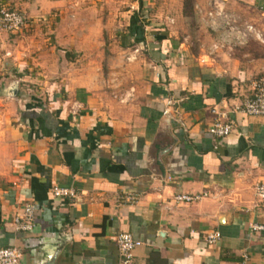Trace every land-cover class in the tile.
<instances>
[{
	"label": "crops",
	"instance_id": "crops-1",
	"mask_svg": "<svg viewBox=\"0 0 264 264\" xmlns=\"http://www.w3.org/2000/svg\"><path fill=\"white\" fill-rule=\"evenodd\" d=\"M209 2L32 0L76 27L58 31L63 45H0V248H19L20 264H118L122 232L141 241L133 264H264V230L247 229L264 225V117L234 110L264 58L209 53L196 11ZM255 2L226 4L264 30ZM222 116L232 131L213 137ZM26 202L34 228L15 232Z\"/></svg>",
	"mask_w": 264,
	"mask_h": 264
},
{
	"label": "built area",
	"instance_id": "built-area-1",
	"mask_svg": "<svg viewBox=\"0 0 264 264\" xmlns=\"http://www.w3.org/2000/svg\"><path fill=\"white\" fill-rule=\"evenodd\" d=\"M256 1V2H255ZM227 0H210L206 10L197 8L203 25L214 34L212 44L209 46V53L218 51H231L235 46H242L248 41L264 45V30L250 21H242L229 10ZM257 9L264 14V2L254 0ZM27 24V17L17 9H6L0 7V33H17ZM236 112L245 115L264 117V73L254 82L251 94L244 97L234 108ZM232 131V121L224 116L215 119L208 127V132L213 137L223 138ZM54 197H72L73 190L68 187L53 185L50 190ZM206 193L186 194L178 193L173 197L176 204L191 203L200 200ZM254 195L260 201H264V182L256 183ZM134 196H127L128 200H134ZM36 206L32 202H26L20 211L12 217L13 230L15 232H30L35 225ZM249 233H260L264 230V225L251 222L248 223ZM220 233L214 231L207 234L206 241L209 244L216 242L220 238ZM118 251V264H133V250L141 244V241L132 237L130 233H119L116 238ZM23 257L22 251L15 246L0 248V264H20ZM246 259V257H244Z\"/></svg>",
	"mask_w": 264,
	"mask_h": 264
},
{
	"label": "rangeland",
	"instance_id": "rangeland-1",
	"mask_svg": "<svg viewBox=\"0 0 264 264\" xmlns=\"http://www.w3.org/2000/svg\"><path fill=\"white\" fill-rule=\"evenodd\" d=\"M18 3H20V5H18ZM0 7H4L6 9H17L22 13H24L25 16L27 17V24L21 31L17 33H5V32L0 33V45H63L61 43L62 41L60 40L59 42L61 44L57 43L58 31L62 30L66 32L65 30L67 28L76 27V25L74 24L71 25V22H74L72 13L70 14L68 12L65 14H60L58 9L50 8V6L44 5L43 3L38 4L36 7L32 3V0H0ZM202 10H206V9H202ZM107 12L108 11L105 10L103 13L105 14ZM242 13L240 12L239 15V19L242 21H247V20L250 21L249 19L251 16H253L252 20H255L256 17H259L256 14V12H251L250 17H248L249 15L244 16ZM102 20L105 21L106 20L105 17H103ZM199 20L201 22L200 18ZM252 20L250 22H252L257 26V24ZM60 21H62V25ZM170 21L172 20L170 19ZM60 25L63 26V28H61ZM201 25L202 27H205L202 22ZM96 33H98V31ZM106 34L107 33L105 29H103L102 38L106 41V45H107L108 35ZM65 36L66 34L64 35L61 33L60 38H63ZM213 38H214V34H213ZM212 42L213 40H211L209 45H211ZM8 84L9 82L6 83L4 80L3 81L1 80L0 88ZM32 90H35V88L32 87Z\"/></svg>",
	"mask_w": 264,
	"mask_h": 264
},
{
	"label": "trees",
	"instance_id": "trees-1",
	"mask_svg": "<svg viewBox=\"0 0 264 264\" xmlns=\"http://www.w3.org/2000/svg\"><path fill=\"white\" fill-rule=\"evenodd\" d=\"M142 0H139V4L141 5ZM184 15L190 16V13L188 11V5L185 3L184 5V10H183ZM234 54L241 56L244 54H247L253 59L257 58H264V46L253 42V41H248L246 44L242 46H235L233 48Z\"/></svg>",
	"mask_w": 264,
	"mask_h": 264
},
{
	"label": "water",
	"instance_id": "water-1",
	"mask_svg": "<svg viewBox=\"0 0 264 264\" xmlns=\"http://www.w3.org/2000/svg\"><path fill=\"white\" fill-rule=\"evenodd\" d=\"M17 91V87H14L10 90V92L12 93V95H15Z\"/></svg>",
	"mask_w": 264,
	"mask_h": 264
}]
</instances>
